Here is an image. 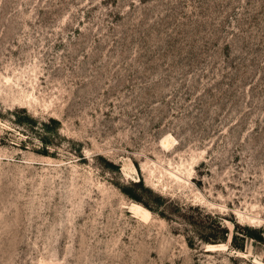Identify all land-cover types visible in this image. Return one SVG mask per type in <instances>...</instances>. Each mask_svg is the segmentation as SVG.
I'll list each match as a JSON object with an SVG mask.
<instances>
[{
    "label": "rangeland",
    "instance_id": "374dc122",
    "mask_svg": "<svg viewBox=\"0 0 264 264\" xmlns=\"http://www.w3.org/2000/svg\"><path fill=\"white\" fill-rule=\"evenodd\" d=\"M0 264H264V0H0Z\"/></svg>",
    "mask_w": 264,
    "mask_h": 264
}]
</instances>
